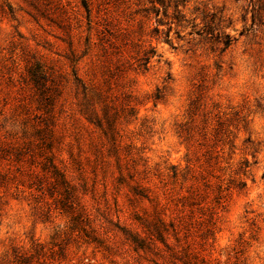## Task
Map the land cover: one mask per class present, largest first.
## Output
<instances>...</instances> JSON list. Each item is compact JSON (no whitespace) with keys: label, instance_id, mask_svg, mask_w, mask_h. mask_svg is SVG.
Returning <instances> with one entry per match:
<instances>
[{"label":"rangeland","instance_id":"rangeland-1","mask_svg":"<svg viewBox=\"0 0 264 264\" xmlns=\"http://www.w3.org/2000/svg\"><path fill=\"white\" fill-rule=\"evenodd\" d=\"M263 177L264 0H0V257L264 264Z\"/></svg>","mask_w":264,"mask_h":264},{"label":"trees","instance_id":"trees-1","mask_svg":"<svg viewBox=\"0 0 264 264\" xmlns=\"http://www.w3.org/2000/svg\"><path fill=\"white\" fill-rule=\"evenodd\" d=\"M64 246L66 245L56 244L53 240L46 244L34 242L26 250L13 249L11 253L4 254L0 257V264H91L87 257L73 261Z\"/></svg>","mask_w":264,"mask_h":264}]
</instances>
